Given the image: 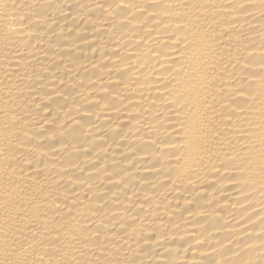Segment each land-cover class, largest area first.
Masks as SVG:
<instances>
[{"label":"bare ground","instance_id":"6f19581e","mask_svg":"<svg viewBox=\"0 0 264 264\" xmlns=\"http://www.w3.org/2000/svg\"><path fill=\"white\" fill-rule=\"evenodd\" d=\"M0 264H264V0H0Z\"/></svg>","mask_w":264,"mask_h":264}]
</instances>
